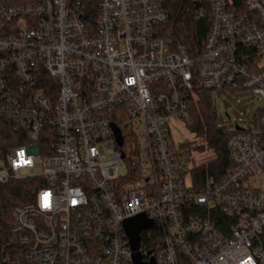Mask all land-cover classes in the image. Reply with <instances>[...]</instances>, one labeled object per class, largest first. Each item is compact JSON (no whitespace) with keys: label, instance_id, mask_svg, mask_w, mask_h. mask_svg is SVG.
<instances>
[{"label":"built area","instance_id":"obj_1","mask_svg":"<svg viewBox=\"0 0 264 264\" xmlns=\"http://www.w3.org/2000/svg\"><path fill=\"white\" fill-rule=\"evenodd\" d=\"M192 2L209 20L194 57L159 36L163 0H98L91 34L73 0H0V120L23 142L0 156V185L42 184L12 210L0 264H135L123 225L140 215L143 264H264V108L247 113L264 101V0ZM194 88L248 99L230 107L233 167L201 188L184 138Z\"/></svg>","mask_w":264,"mask_h":264},{"label":"trees","instance_id":"obj_2","mask_svg":"<svg viewBox=\"0 0 264 264\" xmlns=\"http://www.w3.org/2000/svg\"><path fill=\"white\" fill-rule=\"evenodd\" d=\"M192 1L163 0V7L169 14V20L158 30L159 36L167 40L171 47L180 45L189 56L194 57L202 51L209 20L207 17L199 20L196 18L198 5ZM73 3L87 32L89 34L95 32L98 0H73ZM42 76L43 82L37 83L35 88L43 90L44 95L50 96L49 89H54L55 92V85L45 72ZM194 92L197 99L189 102L188 129L190 134L201 142L197 150L200 152L208 150L214 157L209 162L195 167L191 173L195 187L201 188L208 177L218 181L233 167L226 149L232 132L228 126L222 125V117L217 113L213 102V92L200 88H194ZM19 137L11 131L7 121L0 120V156H4L9 149L22 145L23 142ZM41 187L42 184L38 179L10 181L0 185V260L11 247L17 245V238L10 231L13 225L12 210L16 206L31 202ZM146 235L142 237L143 243ZM261 243L264 246V233L261 236Z\"/></svg>","mask_w":264,"mask_h":264},{"label":"rangeland","instance_id":"obj_3","mask_svg":"<svg viewBox=\"0 0 264 264\" xmlns=\"http://www.w3.org/2000/svg\"><path fill=\"white\" fill-rule=\"evenodd\" d=\"M212 98H213V102H215V109L217 113L221 115L222 117L223 126L226 127L229 120H232L234 117H240V118L243 117L239 109H237L236 112L233 113L230 107L233 105L237 107L240 106L241 104L248 101L247 98H244V97L237 98L233 94H230L229 96H224V95H219L216 93H213ZM262 108H264V101H261V102L250 101L248 104V109H247V113L250 114L249 119H253V116L256 114V112ZM240 122H242V125L244 127L253 126V124L249 123L248 120H244ZM184 138L188 139V142L192 143L191 145L194 147L201 145V142L195 139L192 134H190L189 129L187 133L186 132L184 133ZM98 150L102 155L109 157V144L108 143L98 145ZM191 158H192V161L190 162L189 166L198 167L202 164L209 162L214 157H213L212 152L208 150H204L202 152L198 150H192ZM39 170L40 168L37 167V171Z\"/></svg>","mask_w":264,"mask_h":264},{"label":"water","instance_id":"obj_4","mask_svg":"<svg viewBox=\"0 0 264 264\" xmlns=\"http://www.w3.org/2000/svg\"><path fill=\"white\" fill-rule=\"evenodd\" d=\"M113 130L115 132V139L118 144V146H121L122 144V138L118 132V130L113 126ZM124 231L126 234V237L129 241V246L131 251L133 252V261L135 264H143L140 262V254L138 253L139 249V243H140V233L151 228L152 225L147 222L143 216H137L132 219H129L124 222ZM150 252L147 253L149 255ZM148 264H154L153 261H151Z\"/></svg>","mask_w":264,"mask_h":264},{"label":"snow or ice","instance_id":"obj_5","mask_svg":"<svg viewBox=\"0 0 264 264\" xmlns=\"http://www.w3.org/2000/svg\"><path fill=\"white\" fill-rule=\"evenodd\" d=\"M20 157H23L24 156V153L23 152H20L19 154H18ZM24 162H29V161H24ZM44 206L45 207H47L48 206V204H47V198L45 197V204H44Z\"/></svg>","mask_w":264,"mask_h":264}]
</instances>
